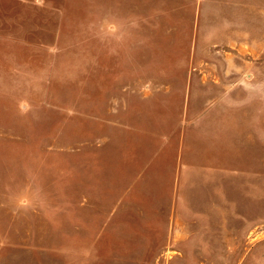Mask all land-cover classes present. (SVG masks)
I'll list each match as a JSON object with an SVG mask.
<instances>
[{"label":"rangeland","instance_id":"obj_1","mask_svg":"<svg viewBox=\"0 0 264 264\" xmlns=\"http://www.w3.org/2000/svg\"><path fill=\"white\" fill-rule=\"evenodd\" d=\"M0 264H264V0H0Z\"/></svg>","mask_w":264,"mask_h":264},{"label":"crops","instance_id":"obj_2","mask_svg":"<svg viewBox=\"0 0 264 264\" xmlns=\"http://www.w3.org/2000/svg\"><path fill=\"white\" fill-rule=\"evenodd\" d=\"M190 218H192V219H193V216H191Z\"/></svg>","mask_w":264,"mask_h":264}]
</instances>
